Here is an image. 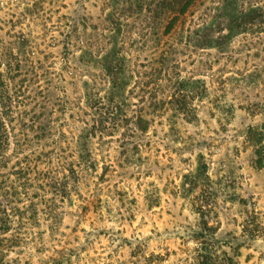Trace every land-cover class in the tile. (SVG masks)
<instances>
[{"label":"rangeland","instance_id":"1","mask_svg":"<svg viewBox=\"0 0 264 264\" xmlns=\"http://www.w3.org/2000/svg\"><path fill=\"white\" fill-rule=\"evenodd\" d=\"M222 2L158 39L144 15L111 35L110 0H0L10 166L49 152L41 167L66 178L24 220L27 242L0 247L4 264H264V17L238 27ZM213 18V42L198 47L188 30ZM110 42L120 121L83 134L97 120L83 84L107 92Z\"/></svg>","mask_w":264,"mask_h":264},{"label":"trees","instance_id":"2","mask_svg":"<svg viewBox=\"0 0 264 264\" xmlns=\"http://www.w3.org/2000/svg\"><path fill=\"white\" fill-rule=\"evenodd\" d=\"M207 0H110V13L105 19L108 23V31L115 37L120 32L122 22L132 17L144 15L151 24L153 36L168 38L171 36L184 35V24L186 19L198 8L205 5ZM252 5L245 0H223L222 8L225 11L234 12L233 22L238 26H245L248 23H262L264 17V7ZM251 6V7H250ZM192 32L188 30V38L194 37L198 47L208 45L213 42L214 22ZM205 30V33H203ZM116 38V37H115ZM111 48L103 53L100 59L101 72L106 76L108 89L104 96L96 92L95 86L88 81L84 82L85 98L88 107L94 111L97 120L92 119V124L84 123L81 133L95 135L103 134L108 130L103 128L107 119L120 121L116 111L119 110L118 99L121 98L123 80L120 50L117 49L116 42L111 43ZM123 95V94H122ZM12 101V94L4 92L0 94V247L10 244L11 247L20 246L27 242L28 234L24 232V220H34L38 216L40 204L53 205L59 194L62 195V184L60 173L53 166L42 168L43 159L51 162V153L41 152L35 158H17L15 165L10 166V124L7 122L5 110L9 108ZM7 107V108H6ZM11 107V106H10ZM104 117H107L104 118ZM45 125V124H44ZM117 125V124H115ZM53 128L37 126V132L41 134V139H46L52 134ZM92 131V132H90ZM82 134V135H83ZM82 135H79L78 143ZM73 176L77 175L75 170H71ZM52 195V196H49ZM37 219V218H36ZM12 233L8 236L9 233ZM9 246V247H10ZM5 247V246H4ZM2 255V252H0ZM3 256V255H2ZM0 256V264H4L3 257ZM5 264H10L9 262ZM203 264H214L210 260Z\"/></svg>","mask_w":264,"mask_h":264}]
</instances>
